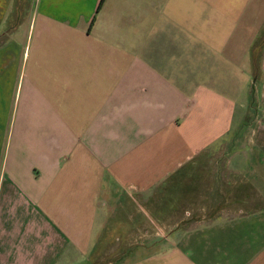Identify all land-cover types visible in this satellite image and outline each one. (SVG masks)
Masks as SVG:
<instances>
[{"label":"crops","instance_id":"1","mask_svg":"<svg viewBox=\"0 0 264 264\" xmlns=\"http://www.w3.org/2000/svg\"><path fill=\"white\" fill-rule=\"evenodd\" d=\"M263 25L264 0H0V264H264Z\"/></svg>","mask_w":264,"mask_h":264},{"label":"trees","instance_id":"2","mask_svg":"<svg viewBox=\"0 0 264 264\" xmlns=\"http://www.w3.org/2000/svg\"><path fill=\"white\" fill-rule=\"evenodd\" d=\"M103 2V0H102ZM264 47V25L262 26L261 30L259 31V34L257 38L255 39L254 45H253V50L259 51V53L262 52Z\"/></svg>","mask_w":264,"mask_h":264},{"label":"rangeland","instance_id":"3","mask_svg":"<svg viewBox=\"0 0 264 264\" xmlns=\"http://www.w3.org/2000/svg\"><path fill=\"white\" fill-rule=\"evenodd\" d=\"M254 112V111H253ZM254 115V114H253ZM236 128H238V127H236ZM250 156V159H249V161H256V162H259L258 161V157L255 155V154H250L249 155ZM218 202V201H217ZM221 202V201H220Z\"/></svg>","mask_w":264,"mask_h":264}]
</instances>
